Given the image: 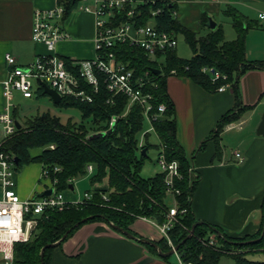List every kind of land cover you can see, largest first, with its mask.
<instances>
[{
    "label": "trees",
    "instance_id": "trees-1",
    "mask_svg": "<svg viewBox=\"0 0 264 264\" xmlns=\"http://www.w3.org/2000/svg\"><path fill=\"white\" fill-rule=\"evenodd\" d=\"M179 1L190 0H143L137 5L133 17H129L125 11L116 21L117 23L136 21L139 25L152 24L161 30L173 31L177 36L183 35L193 51L190 59L180 58L176 48L166 51L163 62L152 61L145 50L130 43H119L107 51L114 54L117 62H122L133 69L135 77L144 76L146 72H149L152 83L145 87V91L154 95L156 108L162 103L167 107L164 117L155 122L154 126L160 141L166 145L167 159L178 160L183 175L182 179L176 180L175 185L181 190V194L177 195L179 205L187 209V212L178 217L179 222L169 232L174 245L181 244L178 250L181 259L195 264H219L222 257L229 256L235 264H264V260H253L247 257L250 252L264 253V236L255 243H239L260 238L264 228V218L259 232L251 237H229L220 227L204 222L196 227L192 238L182 243L197 222L188 197H192L198 179L192 184L189 183V162L177 140L175 106L168 94L167 78L173 75L172 71H175L174 75L188 77L210 92H216L223 84L231 85L236 100L235 106L220 118L208 138L215 141L217 154H220V142L226 126L240 121L247 111L254 108V106L243 104L239 80L249 70L264 68V61H250L246 55L247 31L256 24L250 21L245 23L246 20L239 13L233 8H228L226 13L233 17L237 38L231 41L226 40L221 26L215 30L210 29L206 35L200 36L177 20L174 13L178 9ZM58 3L65 9L64 20H66L77 8L79 0H58ZM130 8L129 6L128 10ZM158 9H161V12L153 15V12ZM208 19L207 14H204L202 17L204 26ZM65 62L67 68L80 79L81 89L86 91L91 101L68 96L62 98L57 105L78 108L82 113L81 121L69 119L64 123L60 117L49 112L27 117L23 123L19 122L21 127L16 133L1 144L0 152H12L19 160L16 168L31 163L42 164L57 180L55 185L58 191L69 190L75 179L88 175L89 165L93 166L92 185L101 183L108 177L109 187L90 191L92 198L82 204L69 205L62 211L50 210L43 214L32 238L28 242L15 244L12 264H42V248L48 243L60 240L67 230L86 217L94 216L93 219L74 228L63 242L84 224L94 221L107 224L113 222L138 237H143L133 228L137 219L146 216L163 222L169 209L165 174L159 172L149 178L141 176L145 158L151 147L148 135L146 144L141 149L139 147L138 136L146 127L142 106L135 104L124 115L128 105L126 96L118 95L110 101L112 95L107 89L103 76H100L99 88L95 91L92 85L83 80L78 66H75L69 58H65ZM205 67L227 78L221 77L214 82L211 74L203 71ZM158 69L161 70L160 74L155 72ZM41 95H47L44 88L38 90V96ZM17 114V109H14L13 115L16 121ZM112 116H119V118L115 125L110 127L109 122ZM102 132H105V135L91 137ZM207 141L202 143V147ZM52 145H54L53 148ZM156 146L159 147V145ZM36 149H40V153L33 154L32 151ZM143 150H146V153H143ZM57 166L61 170L54 172ZM215 228L234 242L230 243L219 237L214 231ZM210 233H216L218 236L219 247L204 245L203 241L208 239ZM154 241L164 252L171 250L167 240ZM143 245L160 258L169 259V257H161L154 247ZM230 247L243 250L240 254H233L228 251ZM55 248L46 249L44 264H51Z\"/></svg>",
    "mask_w": 264,
    "mask_h": 264
},
{
    "label": "crops",
    "instance_id": "crops-1",
    "mask_svg": "<svg viewBox=\"0 0 264 264\" xmlns=\"http://www.w3.org/2000/svg\"><path fill=\"white\" fill-rule=\"evenodd\" d=\"M87 3L93 6L94 0H88ZM57 5L58 0H0V113L7 102L4 91L6 54L15 56L21 66H28L36 56L46 54V46L35 42L32 37L34 16L37 10H48ZM228 8L239 13L246 20L245 23L250 21L256 24L247 31L246 55L250 61H264V27L257 20V14L264 12V0L179 1L176 18L191 31L198 34L206 31L207 34L210 28L202 23L203 15L207 14L209 19L212 18L222 27L225 38L230 25L229 39L226 40L231 41L237 38V31L233 17L226 13ZM64 27L70 37L57 45V52L61 56L73 63L95 57L93 13L75 9L64 21ZM239 88L243 104L254 108L247 111L240 121L226 126L220 142L221 152L217 154L215 141L208 138L220 118L235 106L233 89L229 87L222 92H210L185 76L173 74L167 78L168 94L175 106L177 140L184 149L189 165L192 164L198 174L191 198L194 216L197 221L220 227L233 238L256 235L264 218V137L256 132L264 114V68L252 69L243 74ZM36 90L34 96L38 97ZM15 93L12 100L15 104H19L21 98H33ZM14 106L18 111V107ZM232 131L239 137L236 149H229L223 138ZM4 138L0 124V143ZM204 141L207 142L202 147ZM38 150L40 153L41 150ZM236 150L242 153V161L234 155ZM32 153L35 154L34 150ZM33 165L36 166L35 174L30 178H25L24 174L15 175L16 190L23 199L40 196L47 188L40 186L44 167L40 163H31L26 169ZM108 187L97 183L93 190ZM68 191H74V188ZM65 198L75 200L70 192L65 193ZM133 228L145 238L159 240L150 223L142 219L137 220ZM175 256V260L162 259L142 243L118 232L106 222L94 221L84 224L57 246L52 253L51 264H177L178 258ZM219 264L235 262L224 261L222 257Z\"/></svg>",
    "mask_w": 264,
    "mask_h": 264
},
{
    "label": "built area",
    "instance_id": "built-area-1",
    "mask_svg": "<svg viewBox=\"0 0 264 264\" xmlns=\"http://www.w3.org/2000/svg\"><path fill=\"white\" fill-rule=\"evenodd\" d=\"M88 0H79V6L76 10L91 12L95 16V57L82 59L74 62L79 67L83 80L92 85L95 91H98L100 76H103L107 89L112 97L110 101L118 95H124L128 98L126 112L139 104L143 108V114L146 127L142 131V137L146 139L147 135L156 133L154 123L160 121L166 112V105L160 104L157 108L154 104V95L145 91V87L152 83L149 72L144 76L135 77L134 70L122 62H117L113 53L107 49L116 46L119 43H130L145 50L149 57H161L166 51L176 49L178 46V36L173 31L161 30L152 24L139 25L136 21L129 23H117L118 16L127 11L129 17H133L137 5L143 0H94V5L87 3ZM131 7L128 10V7ZM161 12L158 9L153 12L157 15ZM65 9L62 5L48 10H37L34 16L33 40L42 43L47 48V53L36 56L35 60L28 66H21L15 56L6 54L7 77L4 81V91L6 95V105L0 113V124L4 130V141L14 135L18 130L16 119L14 118L13 97L15 92H20L25 98H32L36 89L44 88V85L55 89L61 96L76 97L82 100L91 101L90 96L84 89H81L80 79L75 73L70 71L65 62V58L57 52V45L69 38V33L64 27ZM176 16V12L174 13ZM257 20L264 27V12L257 14ZM203 71L209 72L212 80L215 82L222 76L219 72L211 68H203ZM175 73V71H172ZM231 87L229 83L221 85L217 91L222 92ZM119 116H112L109 126L113 127ZM158 136V135H157ZM159 138V137H158ZM3 141V142H4ZM0 143L1 144L3 143ZM144 144H139L140 149ZM52 148L54 145L51 146ZM159 152L157 164L161 172L165 174L167 186V199L171 197L173 204L168 202V211L165 220H158L146 216L142 219L152 226L159 239L167 240L169 246L175 248V245L169 235L174 225L179 222L178 217L187 212V209L181 208L177 195L181 190L176 187L177 179H182L178 160L169 161L166 156V145L161 141L159 143ZM234 155L242 161V153L234 151ZM60 167H55L54 172L60 171ZM89 173L93 172V166H88ZM16 162L15 155L12 152H0V260L7 263L14 260L15 244L19 242H28L36 232L40 218L50 210L62 211L69 205L82 204L92 198L91 192H85L83 200H67L64 191L56 189L54 179L47 168H43L41 181H44L46 190L52 188L50 195L32 196L23 199L17 192V183L15 179ZM189 183L198 179V174L192 164L188 169ZM104 198L107 197L104 195ZM189 201L192 197H188ZM204 244L212 247H219L220 242L216 233L208 236L203 241ZM177 264H195L186 262L177 254Z\"/></svg>",
    "mask_w": 264,
    "mask_h": 264
},
{
    "label": "rangeland",
    "instance_id": "rangeland-1",
    "mask_svg": "<svg viewBox=\"0 0 264 264\" xmlns=\"http://www.w3.org/2000/svg\"><path fill=\"white\" fill-rule=\"evenodd\" d=\"M216 22V21H215ZM221 23V22H218ZM228 28V34L226 36V39H229V31H230V25L227 27ZM200 36L206 35V31L202 34H199ZM177 54L180 58L183 59H190L193 56V51L191 50L189 44L186 42L185 38L183 35L178 36V46H177ZM165 58V55H162L161 57H150L152 61H158V62H163ZM174 74V73H172ZM16 94V93H15ZM18 96V95H17ZM20 97V96H19ZM14 105L18 107V114H17V121L20 123H23L24 120L27 117H33L37 115H41L43 113L49 112L52 115H56L60 117L62 122L66 123L69 119L72 121H81L82 119V114L81 111L76 108V107H63V106H58L53 103L51 98L48 95H41V96H34L31 100H26L21 98V102L18 104L14 102ZM26 116V117H25ZM25 117V119H24ZM247 124L245 125V127ZM224 142L228 144L229 149H236L235 147L238 145L239 137L238 135L232 131L229 132L228 135L223 136ZM139 144H146V139L142 137V134L138 136ZM149 144L151 147H149L148 150V155L145 158L143 169L141 172V176L143 178H149L154 176L157 172L161 171V168L157 164V159H158V152L159 148L156 145H159L160 140L157 136L156 133H151L149 136ZM39 150H34V153H38ZM31 165V164H29ZM27 165H24L20 168H16L17 174L22 175L24 174V177L26 176L30 178V176L35 174L34 168L36 167L35 165L31 166L30 168L26 169ZM38 167V166H37ZM37 169V168H36ZM109 173V171H108ZM108 178V177H106ZM104 179L101 183H103L106 187L108 185L107 179ZM97 184V183H96ZM91 183V175L90 173L88 175L82 176L78 179H75L73 181V187L74 191H68L65 190L64 193H71L75 197L76 200H83V196L85 192H90L93 191L94 186ZM40 186H44V181H41ZM167 202L172 205L173 200L171 197H168ZM139 220V219H137ZM205 246L208 247L207 244H204ZM171 247V246H170ZM171 249H173L171 247ZM243 249H239L236 247H230L228 248L229 252H232L233 254H240ZM176 254V253H175ZM175 254L169 257V259H176ZM178 254V251H177ZM247 257L249 259L253 260H259L263 261L264 260V253L263 252H250L247 254ZM224 261H229L233 262V259L229 256H224L223 257ZM13 262V261H12ZM12 262L7 263L6 261L0 260V264H12ZM192 262V261H188Z\"/></svg>",
    "mask_w": 264,
    "mask_h": 264
},
{
    "label": "water",
    "instance_id": "water-1",
    "mask_svg": "<svg viewBox=\"0 0 264 264\" xmlns=\"http://www.w3.org/2000/svg\"><path fill=\"white\" fill-rule=\"evenodd\" d=\"M74 1H75V0H74ZM206 26H207L208 28L212 29V30H215V29L217 28L218 24H217L212 18H210L209 21L207 22ZM155 72L158 73V74H160V73H161V70L158 69V70H156ZM44 91H45L46 94H48V95L53 99V101H54L55 104H58V103L61 101V96H60V94H59L55 89L50 88V87L47 86V85H44ZM16 124H17V127H18V128L21 127V125H20V123H19L18 121H16ZM256 132H257L258 135L264 137V114L262 115V119H261V121H260V123H259V125H258V127H257ZM102 135H105V132H102V133H96V134L92 135L91 137H92V138H96V137H99V136H102ZM143 153H146V150H143ZM18 161H19V160H18V158L16 157V158H15V162L18 163ZM73 188H74L73 185H70V189H73ZM52 192H53V189L50 188V189L44 191V193L41 194V196H43V195H50V194H52ZM93 217H94V216H89V217L84 218V219L81 220L80 222L76 223V224H75L73 227H71L69 230H67V232L62 236V238H61L60 240H58V241H56V242H54V243H48V244H46V245L42 248V250H41V263L44 264V256H45V251H46V249L51 248V247H57V246H59V245H60V244H61V243L67 238V236L69 235V233H70L74 228L78 227L81 223H85V222H87L88 220L93 219ZM203 223H204L203 221H197V222L192 226V228H191V230H190L188 236L183 240L182 243H185L188 239L192 238L193 235H194V232H195L196 227H197L199 224H203ZM109 225H110L112 228H114L115 230L121 232L122 234L126 235L127 237H129V238H131V239H134V240H136V241H138V242H140V243H142V244H147V245H150V246L154 247V248L158 251L159 255H160L161 257H163V258H166V257H170V256H172L173 254H175V253L179 250V248H180V246H181V244L176 245L175 248L171 249L169 252H164V251L161 249L160 245H159L157 242H155L154 240H151V239H149V238H145V237H138L137 235H135V234H133L132 232H130V231H128V230H126V229H124V228H122V227H120V226L114 224L113 222H110ZM214 231L217 233V235H218L219 237L225 239L226 241H228V242H230V243H233V242H234V241H231V240L227 239V238L224 236V233H222L220 230H218V229L215 228ZM263 236H264V228H263V232H262L260 238H256V239H252V240H248V241H244V242H239V243H240V244L255 243V242L259 241L260 239H262Z\"/></svg>",
    "mask_w": 264,
    "mask_h": 264
}]
</instances>
